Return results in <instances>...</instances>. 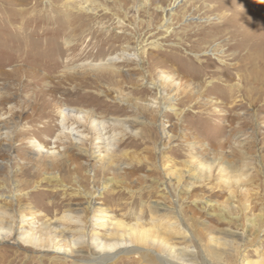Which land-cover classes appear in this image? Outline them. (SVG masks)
I'll list each match as a JSON object with an SVG mask.
<instances>
[{"label":"rangeland","instance_id":"rangeland-1","mask_svg":"<svg viewBox=\"0 0 264 264\" xmlns=\"http://www.w3.org/2000/svg\"><path fill=\"white\" fill-rule=\"evenodd\" d=\"M247 1L227 11L218 6L235 0H0V228L10 230L0 235V264H97L105 243L121 241L133 251L100 264H163L171 247L188 264H264V91L254 93L253 66L239 59L231 79L213 54L223 49L225 65L236 61L222 32L235 9L239 32L264 36V15L254 16L264 0ZM195 61L204 75L190 74ZM159 80L175 110L152 107ZM236 83L233 99L220 95ZM61 107L93 115L63 127ZM233 132L240 184L229 200L232 159L213 162L229 145L208 144ZM188 161L211 174L205 185L192 186ZM80 187L95 194L90 211L82 209L87 197L73 194ZM46 224L51 231L42 233ZM127 228L147 240L131 242ZM59 241L68 255L53 251Z\"/></svg>","mask_w":264,"mask_h":264},{"label":"bare ground","instance_id":"bare-ground-1","mask_svg":"<svg viewBox=\"0 0 264 264\" xmlns=\"http://www.w3.org/2000/svg\"><path fill=\"white\" fill-rule=\"evenodd\" d=\"M234 3L238 4V0H235V2H233L232 4H230V3H225L223 5L220 4L218 6V8L219 9H226L227 10V8L230 9L231 7H233L234 6ZM257 3H259V2H257ZM256 5H258V4H256ZM260 5H261V3H260ZM263 15H264V12L263 13H260V12L256 13L255 12V15L254 16L255 17H258V18H260V17L263 18L262 17ZM230 19H231L232 23L231 22H229V23L226 22L225 24L222 23L223 26H224L222 32L230 34V36L228 37V40H227L228 41L227 42V45H228V49L233 51L232 52L233 59L236 60V61L234 63L232 62V64H230V65H225L224 63L226 61H224L223 58H222L224 56L223 49L220 50V51H218V49H215L217 51V52H214L213 53V54H216L215 55L216 56L215 58L218 60V62L223 63L219 67V71L218 72H221L223 74L224 73H227L231 79H232V74L234 72H237L236 74L238 76V68L241 66V65L240 66L238 65V60L241 59L246 64H250L251 66H253V68H252V71H253V74H254V76H253L254 81L253 82H254V85H255V89H254L255 92L254 93L263 92L264 91V87H261L260 88L259 85L264 80L263 77H262V74L264 73V45H263L264 44V36H263V34H260L262 37L260 39L258 37V39L260 40L258 42L257 40H255V37H252L251 36L250 33H249L250 34L249 35L246 32L245 33L244 32L241 33V32L238 31V9H235V11L233 12V14L230 17ZM224 20H226V19H224ZM233 21H235V22H233ZM244 21H245V19H244ZM250 21H251V19H250ZM251 24H252V22H250L249 25L251 26ZM199 29H201V28H199ZM199 29L198 30H195L194 32H191L190 35L191 36L201 35V32L204 31V28H203V30L201 29V31H199ZM261 31H264V30L262 29ZM188 32H190V31H188ZM257 36H258V34H257ZM260 43H262V44H260ZM189 46H190V44H189ZM244 50H246L245 53L243 52ZM112 59H113V57H112ZM206 59H208V58H206ZM208 60H210V59H208ZM192 64H193V62H192ZM192 66H193V69L191 70L190 74L193 77H198V76L204 75L205 71L203 69L204 68L203 67V62L201 63L199 61H195V63ZM216 66H217V64H216ZM213 73H216V72H213ZM218 78H219V82L217 83V85L218 86L224 85L223 84L224 82H222V80H223L222 77L220 76ZM230 78H228V79H230ZM164 81H171V82L174 83V81H175L174 75L173 76L166 75ZM164 81L159 80V81L156 82L157 83V86L160 87V89H163V91L160 92V95H161L160 98H161V100L160 99H154V100H152L153 101L152 102V107L158 105V107L161 110L162 109L175 110V104H174V99H175L174 97H175V95H174V93L172 94V93L166 92L164 90V85H165V82ZM224 81H227V80H224ZM176 84L178 85V88L180 89L181 88V86H180L181 85L180 80L179 81H176L175 82V85ZM237 92H238V83H236V84H227V88H225L224 90L220 91V95L225 96V97L230 98V99H233L235 97V95L237 94ZM188 95L191 98V97H194V96L198 95V92H196V93L195 92L189 93ZM236 106H238V104H236ZM60 114L62 115V118H63L62 119V123H61L63 125V127H65L66 122H69L70 120H73L77 124H84V123L87 122V119H88L89 115H91V114L93 115V113H90L89 111H86V110H83V109H74V108L69 109L67 107H61L60 108ZM102 123L104 124V122H102ZM97 125H99V126H97ZM100 126H102V127H100ZM93 128H94L95 131H97L98 135H101V132H102L101 129L102 128L105 129L104 125L100 124L99 122H96V124L93 125ZM65 133H66V131H63L59 135H63ZM69 133H71V134L74 135V133L72 131L69 132ZM250 137H251V140L250 141H253L252 140L253 139V136H250ZM236 143L238 144V133L237 132H233V133H231V134H229L227 136H225L224 134L219 133L218 137H216L212 141L210 140V142L208 144V146L212 145V147L214 148V150H217V151H219V148H223L224 146L229 145L230 152L224 153V157L213 159V162L221 161V160L224 161L225 159L228 160L229 157H231V159H232V164H228V167L230 168V172H231L230 174H232L233 180H231V181L230 180L225 181V185L227 186L226 188L229 190V200L230 199L231 200L234 199V193L238 191L237 189H238V183H239L238 182V145H235ZM207 149H209V148H207ZM37 150H39V152H43V149H42L41 146H39ZM200 151L202 152V149ZM103 160H104V158H103ZM186 163L188 165L189 171H191V170H194L195 171V172L192 173V180H193L192 186L195 184L194 187H197L198 188L200 186L205 185V183L202 184V182L208 181L210 179V177H211V174L208 171H205V167H201V168H200V166L199 167L198 166H195L194 167L191 161H188ZM212 163H209V164H206V165L210 168V167H212ZM225 164H226V161H225ZM52 178H54L55 181H58L57 176H54ZM52 178L51 177L49 178L50 181H53L54 180ZM177 181L179 182V184L182 183L183 176L182 175H178ZM107 184H109V183H107ZM107 184L105 186H107ZM80 188H79V190H75L74 193L73 192L72 193L75 196H77V195H80V196L81 195H84V196H86L87 197V201L85 203V206L82 207V209H83V211H90V210H92L94 208V204H95V202H94V196H95V194H92V193H89V192H85L82 188L81 189ZM226 188H221L219 190L222 193H224V192H226ZM13 191L14 192H12V193H13V196H14L17 193V191H18V189H17V183L16 182L14 183V190ZM186 191H188V190H186ZM164 207L165 206L163 205L161 208H164ZM210 207H212V204L209 203V202H206L204 209H207V208H210ZM159 209L160 208H158V210ZM107 212H109V211H107ZM224 213H226L225 210H221V214L220 215H221V218L222 219H224V215H225ZM105 216H109V214L107 213ZM260 218H262V216H260ZM237 219H238V216H235V217L231 216V218H230L229 221H230V223H236ZM104 220L105 219H103L102 222H104ZM249 221H251V223H253L255 225L257 224L256 223V220L249 219ZM112 225L113 226L111 227V230L113 232L114 231H116V232H119L120 231V229H121V225L120 224H116L115 223V224H112ZM204 225H205V223H204ZM40 231H42V233H44V232L49 233L51 231V228H50L49 224L42 225L40 227ZM125 231H126L127 235H129V238H130V241L131 242H135V241L136 242H143V241L147 240V238L145 237L144 234H140L138 232V230H136L134 228L133 229L132 228L131 229H128L127 228ZM257 231L258 232L256 233V236L255 237H259L260 236V232L262 231V229L259 228ZM62 232L65 233L66 231L64 230ZM183 232L177 233L176 238H178L180 240L181 239H186L188 237L189 232H186V233H183ZM4 233L5 234H7V233L9 234L10 233V230L7 231V230H4V229L0 228V235H2ZM235 235L237 236V240H238V233H236ZM23 238L27 242H29V241L30 242H32V241L33 242L34 241L38 242L39 241V239H37L33 234L24 235ZM202 238H203V236H202ZM168 239L169 238L165 234V236H163L161 242L166 245V244H168V241H169ZM242 240H244V239H242ZM233 242L235 243L236 241H233ZM130 246H132V245L128 244L127 242H123V241H121L120 243H117V242L105 243L103 245L102 252H100L99 254H97L96 259L95 260H92V261L95 262V263H97V264L107 263V262H109L111 260H114V258L116 256H118L119 254H122V253H128V254H130V252L133 251V249H130ZM52 249H53V251H55L57 253H64L66 255L69 254V252H68L69 249H65L62 246V244H60V241L57 242L54 246H52ZM170 250H171V252L168 251V253H167L165 251L167 254L165 253V254H162L160 256V260H161V262L163 264H188V259H190V257L189 258H184L181 255L182 254L181 252H175L174 247H171ZM217 254H219V256L221 258H224L225 260H227L228 257L231 258V256L229 254H225V252H222V251L221 252H218ZM224 254L226 255V257H224L225 256ZM186 255H189V254H186ZM212 258L215 259L214 257H212ZM203 264H208V263L205 262ZM243 264H257V263H255V262H249V261H243Z\"/></svg>","mask_w":264,"mask_h":264}]
</instances>
